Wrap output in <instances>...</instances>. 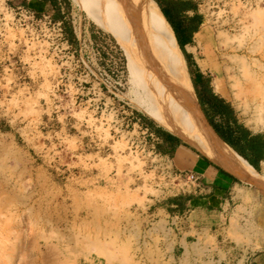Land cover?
<instances>
[{
	"label": "rangeland",
	"instance_id": "rangeland-1",
	"mask_svg": "<svg viewBox=\"0 0 264 264\" xmlns=\"http://www.w3.org/2000/svg\"><path fill=\"white\" fill-rule=\"evenodd\" d=\"M194 1L198 49L224 70L219 92L264 132L248 88L264 74V0ZM79 2L58 6L72 42L61 22L0 0V264H249L264 252V165L262 185L241 187L218 225L175 251L173 226L155 209L188 186L142 153L134 119L150 118L146 101L178 133L142 89L154 80L181 105L179 83L138 9Z\"/></svg>",
	"mask_w": 264,
	"mask_h": 264
},
{
	"label": "crops",
	"instance_id": "crops-1",
	"mask_svg": "<svg viewBox=\"0 0 264 264\" xmlns=\"http://www.w3.org/2000/svg\"><path fill=\"white\" fill-rule=\"evenodd\" d=\"M10 1L18 5L17 9L33 16L49 18L53 13L49 0ZM152 1L172 32L205 123L225 147L258 174L264 165V132L247 126L232 102L219 92V79L224 70L216 65L217 56L212 51H199L203 40L197 44L195 38L202 32L204 23L197 3L194 0ZM56 2L60 4V0ZM166 74L172 82V73ZM150 118L135 117L134 125L138 130L134 142L139 144L143 154L157 160L159 171L163 169L188 186L155 209L167 215L168 224L173 226V249L183 252L189 237L196 239V235L219 224L235 203L234 195L241 187L255 185L244 183L173 130ZM249 264H264V252L255 255Z\"/></svg>",
	"mask_w": 264,
	"mask_h": 264
},
{
	"label": "bare ground",
	"instance_id": "bare-ground-1",
	"mask_svg": "<svg viewBox=\"0 0 264 264\" xmlns=\"http://www.w3.org/2000/svg\"><path fill=\"white\" fill-rule=\"evenodd\" d=\"M120 1H122V3L124 2L125 6L128 7L132 6L138 9L143 15V20L145 21V27H147L146 29L151 28L155 36L158 37V39L160 40L159 46L156 45L158 47V48L156 47L157 50L160 52L159 58L160 60H163L165 62V64L169 67V70L173 72L175 76V80L179 83L178 89L181 98H183L182 101L183 103L181 102L180 105V103H177L175 101L173 95L171 96L170 94L165 92L162 93L163 90L160 87L159 88L156 87V83H154L155 82L154 80H149L147 82L143 81V89H142L143 96L144 97L146 96L148 98H151L152 96L153 98H155V100L161 101V104L163 105L164 108H159V109H167L169 110V113L172 116H174L175 122L174 121L172 123L169 122L172 125L171 126L168 124L169 127L175 129L178 132V133L175 132L176 134L179 135L181 134L183 138L189 142V144L194 145L196 149L202 152L205 156H207L217 164H220L221 166L227 168L228 171L232 172L235 176L240 178L244 183L253 184L256 186L262 185L263 182L260 180L259 174L254 172L243 161L237 158L227 147H225L219 141V139H217V137L213 134V132L208 127V125L205 123L196 105L192 93V89L188 81V76L185 71L184 62L179 50L177 49L172 32L168 24L160 14L155 3L152 0H120ZM72 2L74 4L82 3L79 2V0H72ZM105 4L106 3H104V7ZM106 9H108L107 6ZM91 10L93 11V9ZM111 11H113V9ZM102 13L101 15H104ZM96 18L98 19V16ZM98 20L99 23L102 25L101 26L102 28L108 31H112V33L115 32L113 26L109 25V22L107 23L105 22L106 19L105 21H102L101 18H99ZM143 25L144 24H142V26ZM262 82H264V74L254 71V74L252 73V75L249 77L248 88L250 89L249 101L251 104L254 105L253 114H255L258 119L257 125L260 123L261 127L264 128V124H262L263 117L261 116L262 112L264 111V103L262 102L261 99ZM148 83H151L152 85L148 86ZM152 92L155 93H153L152 95ZM141 104L144 105L145 108L142 109L143 107L139 106L140 107L139 110L145 112L150 117L159 121L160 123H162V125L163 124L165 125L166 123L165 119H163V116L160 113L161 111L155 108V105L150 106V104H146V101L145 104L142 102Z\"/></svg>",
	"mask_w": 264,
	"mask_h": 264
},
{
	"label": "trees",
	"instance_id": "trees-1",
	"mask_svg": "<svg viewBox=\"0 0 264 264\" xmlns=\"http://www.w3.org/2000/svg\"><path fill=\"white\" fill-rule=\"evenodd\" d=\"M67 1L68 0H60V2H63V3L67 2ZM49 2L53 8V13L51 14V16H49V20H51L52 22L54 20L58 21L59 23L61 22V33L67 38V40L70 39L73 42L75 38L73 36L72 31L69 29V27H66V25L64 26L63 22L61 21L62 18L60 16V13L58 10L59 4H57L56 0H49ZM89 37H90V39H92L91 35Z\"/></svg>",
	"mask_w": 264,
	"mask_h": 264
}]
</instances>
